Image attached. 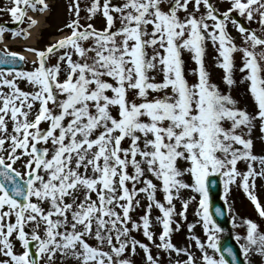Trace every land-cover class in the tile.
<instances>
[{"label":"snow or ice","instance_id":"snow-or-ice-1","mask_svg":"<svg viewBox=\"0 0 264 264\" xmlns=\"http://www.w3.org/2000/svg\"><path fill=\"white\" fill-rule=\"evenodd\" d=\"M225 2L221 12L211 0H90L81 23L80 0H71L70 19L58 29L69 34L44 49L27 47L36 57L30 70L17 69L25 57L4 46L0 65L10 67H0V264H134L140 253V264H238L232 248L218 246L209 185L219 175L227 193L240 177L264 220L254 194L264 157L253 155L245 138L255 121L264 133V0ZM29 10L44 14L50 6L11 0L0 8L13 23L27 20L12 38L31 36L38 21ZM234 12L256 20L259 34ZM97 14L103 29L90 22ZM6 31L0 25V43ZM207 42L218 53L224 87L205 67ZM185 52L196 65L188 70L196 77L191 83ZM237 52L254 114L231 95ZM238 161L247 171L237 170ZM185 191L199 196L195 215L204 239L190 235L194 244L177 247L173 217L186 218L197 199H183ZM174 200H182L181 211ZM243 223L239 264H253V255L264 264V232L250 219ZM187 227L191 233L194 225Z\"/></svg>","mask_w":264,"mask_h":264},{"label":"rangeland","instance_id":"rangeland-1","mask_svg":"<svg viewBox=\"0 0 264 264\" xmlns=\"http://www.w3.org/2000/svg\"><path fill=\"white\" fill-rule=\"evenodd\" d=\"M46 2L49 4L50 10L48 11V15L44 19L45 25L40 30L39 37L36 40V42L33 45L28 44L25 46L9 45L7 47L10 51H21V50H25L27 47L44 49L48 44H51L56 40H58L57 37L59 36L63 37L69 34V30L66 28H64L63 31H58V29L63 28V26L70 19V13L68 12L67 9L69 3H71V0H46ZM100 2L102 5L103 0H100ZM112 2L116 3L117 0H112ZM211 2L217 4V0H211ZM89 4H90V0H80L81 23L85 22L84 7ZM217 6L219 10L223 12L228 5L225 2V0H220ZM6 7H11V0H0V8H6ZM35 13L29 10L27 14L31 16L32 14ZM38 15H40V13H38ZM232 15L235 16L245 26H250L253 30L257 31V33L259 34V25L256 20L249 22L244 17L238 16L235 12L232 13ZM90 22L98 30L103 29V27L105 26V21L102 15L100 14H97ZM0 25H3L7 29V31L4 33V37L7 38L8 40L11 39L15 40V38H12L10 36L11 30L25 28L27 26V20L25 19V22L22 24L13 23L10 15H8L6 12L0 11ZM116 26L118 27L119 24L117 23ZM8 27H10V29ZM229 32L234 38V43H236L238 46L241 45V39L239 35L235 32V30L231 27V25L229 26ZM3 43H0L1 50H3L4 48ZM240 55L241 54L239 52L234 53V69L232 74H233V79L236 81V83L231 88V95L233 96L234 99L237 100L236 106L238 108L246 109L249 112V114H254V102L252 100L250 93L248 92V88H247L248 82L245 81L244 83H241V79L244 74L239 71V67L241 65ZM217 57H218V53L212 47L211 42H207L205 56H204L205 67L210 74L211 82H214L218 85H221V87H224V85L222 84L223 70L215 66L217 63ZM183 59L185 62V71L188 76V80L191 83L196 79V77L195 75L190 74L188 70L194 69L196 65L191 60L190 54L187 52L183 53ZM31 68H32V62L29 61L27 67L24 70H30ZM157 79H159V77H157ZM19 86L24 90H31L30 87L27 86L24 82H21ZM254 125L255 126L252 128L250 136L246 134L245 138L246 139L250 138L252 140V149H251L252 154L257 157H264V133L260 131L259 121H255ZM45 126L46 125H42V127ZM252 163L254 169L256 171H260L261 165L259 164V162L253 161ZM237 170L241 173L247 171L246 163L244 161H238ZM239 181H240V177H237V182L230 185L229 191L227 193L224 192V186H223V196L229 207V215L230 218L232 219L234 234L236 237L245 235L246 226L243 223L245 219H250L256 222L259 225V231L264 232V220H261V218L256 213L254 206L251 204L250 200L248 199L247 194H245L243 189L239 187ZM249 183L251 184V179ZM190 194L197 195L195 193H189L185 191L183 193V199H188ZM254 194L257 196L258 201L261 203V206L264 207V177H260V176L256 177ZM161 198H162L161 195L158 193L157 199H161ZM198 200H199V196L197 195L196 201H192L189 203V206L185 212L186 218H181L179 216L173 217L174 220L173 228L175 229L176 224L177 223L179 224V229L174 230L171 234L172 243L177 247H186L191 242L188 239L190 235H195L201 238L202 240L204 239L202 233V226L201 224L197 223L199 217L195 215ZM174 203L176 205V211L177 212L181 211L182 200H174ZM140 211H141L140 209H137V214ZM137 214H134V218H136ZM156 215H159L158 210L153 211L152 213L153 219L155 218ZM188 224L194 225L191 233H189L188 231V227H187ZM135 235L137 239L144 240L141 234L136 233ZM222 235H223L222 231L217 233L219 239L222 237ZM144 242L148 243L146 240H144ZM89 243L94 245L95 241L90 240ZM191 243L194 244V242ZM239 243H243V241L241 240ZM17 250H19V246H17ZM137 251L139 253V249ZM152 251L153 254L156 253V249L154 247L152 248ZM141 256L142 253L132 257L134 264H140ZM165 259H167L166 255H165ZM252 259H253V264H261V258L259 256L253 255ZM67 264H77V262L69 260L67 261Z\"/></svg>","mask_w":264,"mask_h":264},{"label":"water","instance_id":"water-1","mask_svg":"<svg viewBox=\"0 0 264 264\" xmlns=\"http://www.w3.org/2000/svg\"><path fill=\"white\" fill-rule=\"evenodd\" d=\"M21 63V62H20ZM1 66V65H0ZM4 67H10L7 65H3ZM19 66V63L15 65L17 68ZM210 188V194H211V204H212V213L213 216L216 217L215 219L223 226H229V221L227 220L226 216V209L223 208L220 194H221V182L219 177H213L212 183L209 185ZM221 209V212L219 215L216 214V209ZM228 244L232 245L234 249L237 250L236 246L232 243V238L228 237L222 242V247L225 248ZM238 251V250H237ZM239 253V251H238ZM240 255V253H239Z\"/></svg>","mask_w":264,"mask_h":264},{"label":"bare ground","instance_id":"bare-ground-1","mask_svg":"<svg viewBox=\"0 0 264 264\" xmlns=\"http://www.w3.org/2000/svg\"><path fill=\"white\" fill-rule=\"evenodd\" d=\"M47 15H48V11L45 12L44 14H41V15H32V16H34V19H36L38 21V24L34 28L29 30L31 32V36L25 42H20V41L8 42V41H5L4 45H10V44H14V43H18L19 45H24V43L29 44V45H33L39 37L40 30L45 25L44 19ZM59 38H61V37H59ZM22 54L27 59H29L31 61L34 60V55L31 52L23 51Z\"/></svg>","mask_w":264,"mask_h":264}]
</instances>
